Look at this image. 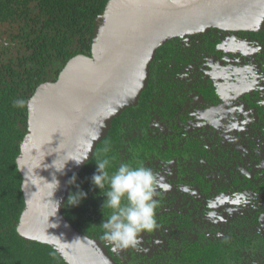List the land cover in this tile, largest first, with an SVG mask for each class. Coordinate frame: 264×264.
<instances>
[{
	"label": "trees",
	"instance_id": "obj_1",
	"mask_svg": "<svg viewBox=\"0 0 264 264\" xmlns=\"http://www.w3.org/2000/svg\"><path fill=\"white\" fill-rule=\"evenodd\" d=\"M110 1L0 0V264H67L51 246L26 240L17 233L26 209L24 181L17 162L21 144L30 133V99L40 85L55 83L70 59L77 55L91 57ZM236 33L211 28L205 33L172 39L157 50L147 88L137 105L113 120L91 159L75 173L76 183L87 193V199L78 207H70L67 198L63 215L79 233L98 239L111 249L100 239V224L108 215V210L101 209L105 197L91 184L96 160L106 146L110 148L107 155L114 158L110 172L121 162L134 166L140 162L164 185L156 197L159 200L156 229L160 222L169 224L177 219L179 226L187 225L189 219L191 224V214L205 212L211 202L209 194L217 188L211 190L206 175L223 173L225 169L231 179L218 190L226 192L230 184L235 200L225 210L227 232L234 236L235 242L237 235L241 241L240 232L257 223L262 210L255 208L264 209V29L239 32L256 37L250 47L245 40L238 41ZM244 47L245 55L255 53L257 69L262 71L257 76L263 78L251 87V92L242 95L248 102L246 105L236 101L233 94L236 86L233 88L230 83L233 77L229 79L226 73L227 65L233 64V56ZM225 86L227 92L222 90ZM16 99L28 103L24 108H16L13 106ZM235 117L239 126L232 131ZM130 137V143L143 145L145 150L128 147ZM221 140L227 147L217 143ZM159 143L164 147L161 152L156 148ZM153 155L159 158L153 159ZM189 176L199 182L196 191L191 190L190 180L186 183ZM239 185L250 194L243 196ZM76 190L70 186L69 194ZM175 202L187 208L166 207ZM163 209L169 212L164 214ZM239 243L226 255L211 252L206 259H199L197 253L188 259L185 253L180 254L187 262L197 256L194 264H247V259L242 260ZM128 250L125 253L128 261L115 258L117 264L146 263L136 250ZM113 252L111 249L110 253ZM211 258L218 261L212 263Z\"/></svg>",
	"mask_w": 264,
	"mask_h": 264
},
{
	"label": "water",
	"instance_id": "obj_2",
	"mask_svg": "<svg viewBox=\"0 0 264 264\" xmlns=\"http://www.w3.org/2000/svg\"><path fill=\"white\" fill-rule=\"evenodd\" d=\"M263 25L264 0L110 1L91 57L70 59L57 81L40 85L29 101L30 133L17 162L26 202L18 235L51 246L67 264H117L100 240L79 233L64 217L70 175L91 159L112 121L137 104L165 43L211 28L259 30ZM85 157L78 166L69 161L65 175L52 167L54 161L59 168L67 159ZM53 175L60 187L52 196Z\"/></svg>",
	"mask_w": 264,
	"mask_h": 264
},
{
	"label": "flooded vegetation",
	"instance_id": "obj_3",
	"mask_svg": "<svg viewBox=\"0 0 264 264\" xmlns=\"http://www.w3.org/2000/svg\"><path fill=\"white\" fill-rule=\"evenodd\" d=\"M262 29H264V25L259 30H237L233 32L234 33L238 32L235 35L238 41L239 39L240 41L245 40L246 42L249 43V47H250L251 42H252V45L254 44V42H256V37L255 36L254 37L244 36L243 34L239 32H259V31H262ZM245 50H246V47L241 48L239 50V54L233 56V60H234V61L232 60L233 64L227 65L229 67L226 68L227 70L226 73H228V76H227L228 78L230 76L233 77V79L231 78L232 80L230 78L229 79H230L231 86H233V88L234 86H236L235 88L236 92H233L234 97L236 98V101L241 102L240 104L246 105L248 102L245 98L244 99L241 98L243 97L242 95L251 92L252 91L251 87L254 84H256V82L259 83L260 82L259 80L264 76L262 77L257 76V75L262 74V71H259V68L257 69L258 67L257 59L253 57L255 53H253V55L250 54V56H248L244 54ZM148 81H149V78H148ZM147 85H148V82H147ZM147 85H146V88H147ZM233 88L231 89L233 90ZM223 89L225 90L226 86L223 87L222 90ZM226 92H227V89H226ZM226 92L224 94V97L226 95ZM176 100L177 102H179L178 99ZM179 105H180V102H179ZM238 107L239 105L235 106V109ZM234 120L235 122L232 128V131H236L239 126L238 125L239 122L237 121L236 117L234 118ZM137 130H136V135L139 136L140 129L137 128ZM132 134H134L133 131H132ZM127 142H128V147H130V145L133 148L139 146L141 147L142 151L145 150L143 145H136V144L130 143L131 137L127 139ZM136 142L137 140L135 141V143ZM217 143L221 144V146L226 145V143H224V140L218 141ZM169 144H172L171 139L169 140ZM180 145L181 143L178 144V146ZM156 148L160 150V152L161 150L164 149V147L163 149L161 148L160 143H159V147L156 146ZM157 155H153V159L159 158ZM187 155L189 156V154H186V156ZM247 178H248V175H247ZM230 179H229V174L226 169L223 171V173L221 171L211 172L209 174L207 173L206 181L210 183L211 190L215 186L217 187V188H214V190L212 191L213 193L211 192V194H209L211 196L210 197L211 199L209 198L211 200L210 206L212 207L209 206V208H205V212H203L202 214L200 213L191 214L193 223L191 220V224H190V219L188 220L189 223L183 226L178 225V222H180V219H177L176 221L169 223V224H167V222L165 223L160 222L158 229H155L150 234L148 233L143 234L141 242L134 250H136V253H139V255H141L143 258L146 259L145 264H148V260H150L154 264H187V263L194 264L193 262L195 259L198 258L197 256L195 259L193 258L189 260L190 262L189 261L187 262L186 259L183 258V255L180 254V252L185 253L187 256L186 257L187 259L190 257H193V255H196V253L198 256L199 255L201 256V258L199 259H202V258L206 259L207 257H209L208 253L210 254L211 252H219L220 254L224 253L223 255L230 253L239 242H240L239 243L240 248L242 247V251H243L242 260L247 259L248 261L247 264L249 263L250 264H264V209H261L259 207L255 208V211L256 209L262 210L260 211V214L257 219L258 224L257 223L251 224L248 226V228L247 227L244 228V231L240 232L241 241H239V235H237L236 236L237 242H235L234 236L227 232L228 217L226 216L227 214H225V210L227 206H229V203L235 200H232L233 192L230 189L231 188L230 184L228 187L229 190L226 189V192H223L222 188L220 190L218 189L220 185H224L225 182H228ZM189 180L191 181L190 185H192L191 190L196 191L197 188L198 189L200 188L199 182L198 181L196 182L195 177H192V176L187 177L186 183H189ZM227 186L228 185H226V187ZM239 188H240L239 192L242 191L243 196L250 194L247 191H244L246 189H244L243 185H239ZM178 206L187 208L184 204L176 203V202L168 203L166 205L168 209L169 208L172 209ZM236 207L239 208V204H237ZM161 212L165 214L166 212H169V210L163 209L161 210ZM193 217L195 219H193ZM182 238H185L186 241L182 242L181 240ZM95 240H98V239H95ZM105 248L107 249L108 254L112 257L114 261H115V258H117L118 260H122L125 263L128 261L129 257L125 254V253H129L128 249L117 251L115 252V254L112 250L113 253L111 254L110 251L112 248L108 249L106 246ZM236 251H237V248H236ZM234 256L237 257V255H232L231 257H234ZM209 261L213 263L218 260L215 261L211 258L209 259ZM137 264H143V263L138 262Z\"/></svg>",
	"mask_w": 264,
	"mask_h": 264
},
{
	"label": "clouds",
	"instance_id": "obj_4",
	"mask_svg": "<svg viewBox=\"0 0 264 264\" xmlns=\"http://www.w3.org/2000/svg\"><path fill=\"white\" fill-rule=\"evenodd\" d=\"M28 102L23 99L13 101L16 108H24ZM110 148L104 147L96 160V172L91 177V184L99 189L105 197L101 209L108 210L107 217L101 222L100 239L107 242L114 252L135 249L141 242L145 233H151L157 228L156 213L159 200L156 199L158 189L164 187L157 180L153 171L137 162L134 166L129 162H121L114 171H109L113 157L108 156ZM84 159H67L61 167L57 168L55 162L52 167L61 175H65V168L69 161L77 166L84 163ZM77 176L74 173L67 181L69 186L77 190L70 193L67 206L78 207L87 199V193L79 188ZM48 185L53 194L59 189L60 181L55 175ZM57 209L60 201L55 200Z\"/></svg>",
	"mask_w": 264,
	"mask_h": 264
}]
</instances>
